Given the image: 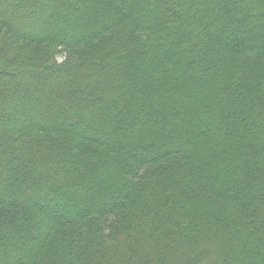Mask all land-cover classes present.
Here are the masks:
<instances>
[{"label":"trees","instance_id":"16d2710c","mask_svg":"<svg viewBox=\"0 0 264 264\" xmlns=\"http://www.w3.org/2000/svg\"><path fill=\"white\" fill-rule=\"evenodd\" d=\"M0 264H264V0H0Z\"/></svg>","mask_w":264,"mask_h":264},{"label":"rangeland","instance_id":"374dc122","mask_svg":"<svg viewBox=\"0 0 264 264\" xmlns=\"http://www.w3.org/2000/svg\"><path fill=\"white\" fill-rule=\"evenodd\" d=\"M55 59L58 61V62H61L63 60V57L61 55H56L55 56Z\"/></svg>","mask_w":264,"mask_h":264}]
</instances>
